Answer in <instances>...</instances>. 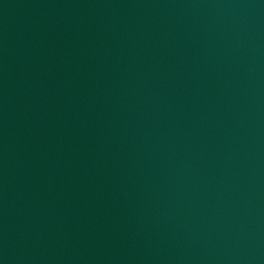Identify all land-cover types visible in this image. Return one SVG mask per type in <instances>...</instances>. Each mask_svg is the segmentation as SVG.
Listing matches in <instances>:
<instances>
[{
  "label": "water",
  "instance_id": "water-1",
  "mask_svg": "<svg viewBox=\"0 0 264 264\" xmlns=\"http://www.w3.org/2000/svg\"><path fill=\"white\" fill-rule=\"evenodd\" d=\"M0 264H264V0H0Z\"/></svg>",
  "mask_w": 264,
  "mask_h": 264
}]
</instances>
